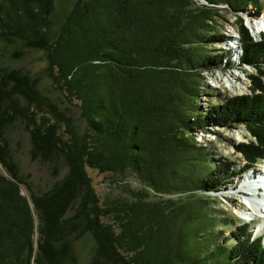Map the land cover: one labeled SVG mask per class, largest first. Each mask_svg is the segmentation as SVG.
<instances>
[{
	"label": "trees",
	"instance_id": "1",
	"mask_svg": "<svg viewBox=\"0 0 264 264\" xmlns=\"http://www.w3.org/2000/svg\"><path fill=\"white\" fill-rule=\"evenodd\" d=\"M205 1L211 5L195 10L194 0H75L50 39L53 0H0V41L44 50L48 77L80 101L86 122L78 135L38 90V77L0 68V166L8 175L0 173V264L74 263L70 243L86 234L95 244L90 264H264L263 237H253L245 223L232 230V246L221 244L228 235L216 242L207 235L214 219L206 221L207 207L194 198L197 192L218 191L235 173L231 165L217 163L206 167L204 176H194L207 161L181 135L191 124L186 117L202 121L195 112L200 80L194 65L200 62L203 69L219 62L212 54L197 59L194 45L218 15L212 4L238 11L249 3L261 10L258 0ZM238 34L241 63L259 73L248 77L250 94L226 98L206 118L244 125L253 140L233 148L254 164L264 155V38L253 40L242 20ZM172 58L176 66L170 68ZM15 120L29 133L32 160L52 162V175L60 161L68 168L44 192L35 193L12 161L4 132ZM62 125L68 138L59 133ZM86 166L101 173L130 169L155 189L179 187L192 198L171 215L139 196L101 205Z\"/></svg>",
	"mask_w": 264,
	"mask_h": 264
},
{
	"label": "rangeland",
	"instance_id": "2",
	"mask_svg": "<svg viewBox=\"0 0 264 264\" xmlns=\"http://www.w3.org/2000/svg\"><path fill=\"white\" fill-rule=\"evenodd\" d=\"M74 1L53 0L54 11L51 15V23L48 29L50 39H54ZM194 1L195 4L192 5V8L211 5L205 0ZM258 2L261 7L260 12L255 11L253 5L249 3L240 4L237 7L238 11L231 10L226 3L212 4V6L219 9L218 15L203 30L204 40L200 44L194 45V47L196 48L197 59L201 60L212 54L218 56L219 62L215 65L207 64L206 62L207 65L205 67L207 68L203 67V69H201L200 62L194 65L195 70H193V73L199 75L200 80L199 92L195 101V112L201 117L202 121L199 123L201 129L196 123L197 117L193 116L194 118L186 117L191 124L187 129L181 130V135L193 141L207 159L204 168L197 167L195 169L194 176L196 178L205 175L206 167L212 168L217 163L223 165L222 167L231 165L230 171H234L237 174L234 173L233 176L225 178L223 184L220 185L219 190L216 192H197L194 194V198H201L207 207L205 212L206 221H210L211 218L214 219L212 232H207V235L213 234L211 238L218 243L224 236L228 235L226 241L221 243L225 247H230L235 243L231 232L237 226L245 224L243 217L247 214L244 208L249 206V204L245 203V196L241 197L243 194L241 192L239 194L236 190L241 189L242 178H245L248 174L253 176L260 166L245 163L242 155L233 148L240 142L253 140L244 125L238 124L230 127L224 124L221 125L213 116L206 118V115L210 109L212 111L213 106L222 104L226 98L251 93V83L248 77L257 75L259 70L241 63L242 52L238 24L242 20L253 40L258 41L264 38V30L253 31V28L248 24L250 16L257 21L264 12V0H258ZM260 26L258 24L254 28L260 29ZM261 28H264V26L262 25ZM211 35H218L223 40L216 42L205 41ZM45 55L46 52L44 50L22 47L19 41L11 44L0 41V68L20 69L31 78L38 77L40 79L37 84L38 90L47 95L55 103L59 112L70 119L74 132L82 135L86 122L81 116L80 101L69 98L63 90L54 86L47 75ZM169 61L170 64L168 65H170V68L176 66L173 58ZM261 71L264 72V68ZM233 85L239 87L238 90H235ZM54 120L52 119V121ZM59 133L61 135L66 133L64 125L59 129ZM4 136L8 142L11 158L17 166L19 176L30 184L31 189L35 193L50 189L56 180L61 179L68 172V168L60 161L58 174L52 175V162L31 159L29 153L31 148L30 136L24 129L23 121L15 120L5 130ZM64 137L68 138L69 134H64ZM263 157L264 155L261 158ZM86 172L90 177L92 187L99 197L101 205H107L113 200L131 201L139 196L147 202L159 204L167 210L168 215H171L180 203H185L192 198L190 193L179 187L155 189L145 179L130 169L124 172L104 171L101 173L97 169L86 166ZM239 172L240 174H238ZM0 173L6 177L8 176L1 166ZM249 188L254 192L253 187ZM20 192L22 195L28 196V191L23 185L20 186ZM76 206L74 204L68 215L74 213ZM248 213L250 214V211ZM103 221L116 226L110 217L103 218ZM262 224L264 225V223ZM245 225L251 230L252 236L260 231L261 234L258 235L264 236V228L259 231V227L254 228L253 224L247 223ZM35 237L36 234L34 235ZM94 249V240L89 234L72 240L70 253L76 258V262H68L67 264H90Z\"/></svg>",
	"mask_w": 264,
	"mask_h": 264
},
{
	"label": "bare ground",
	"instance_id": "3",
	"mask_svg": "<svg viewBox=\"0 0 264 264\" xmlns=\"http://www.w3.org/2000/svg\"><path fill=\"white\" fill-rule=\"evenodd\" d=\"M249 21H248V24L249 26H251V28H253V31L254 30H261V26L263 25L264 26V12L262 13V15L260 16L259 20L255 21L256 19L252 16H250L249 18ZM255 22V23H254ZM258 24H260V29H255L254 26H258ZM218 79V78H216ZM234 89L235 90H238L239 87H237L236 85H233ZM252 175L251 174H248L245 178H249L251 177ZM245 178H242V183H241V189L244 191V193H242L243 195H241V197L245 196L244 200H245V203L249 204L252 208L255 209V205L258 204V202L261 203L262 205V208L264 209V199L260 196H256L255 194L257 193V189L256 187L254 186H251V185H248V181L247 179ZM249 187H253L254 188V192L252 191V189H250ZM262 191L264 192V188L262 189ZM248 195V196H247ZM249 208L248 207H245L244 210L247 211ZM264 212V210H263ZM247 215H244V217H249L252 215H254L253 213L249 214L248 212H245ZM264 223V221H263Z\"/></svg>",
	"mask_w": 264,
	"mask_h": 264
}]
</instances>
